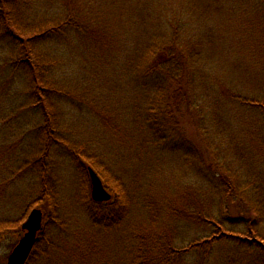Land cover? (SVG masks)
Wrapping results in <instances>:
<instances>
[{
  "label": "trees",
  "instance_id": "16d2710c",
  "mask_svg": "<svg viewBox=\"0 0 264 264\" xmlns=\"http://www.w3.org/2000/svg\"><path fill=\"white\" fill-rule=\"evenodd\" d=\"M162 10L157 9L153 0H0V42L8 49L4 62L0 63V74L10 73L9 85L16 73H22L27 90L23 93L22 108L8 110L4 117L23 118L31 113L44 122L39 137L42 151L35 157L18 163L21 140L8 142L5 150H0V205L7 204L8 192L20 184L18 178L38 173L39 183L30 191L36 193L35 200L42 201V211L47 209L50 214L27 264H74L56 260L59 256L53 254L57 246L55 238L46 235L51 233L49 221L59 210L58 189L47 164L54 147L69 156L89 183L88 168H92L114 192L109 204L92 198L86 204L98 221L104 220L106 229L126 225L133 206L126 184L112 165L104 161L101 151L94 148L90 152L91 146L100 147L96 144L99 141L108 150L109 146H118V141L111 144L114 138H130L131 144H136V151L141 147L146 153L143 161L147 162L158 152L176 153L183 167L182 175L193 178L182 185L190 207L194 208V203L196 206V179L212 185L202 148L203 143L210 145L207 123L198 124L201 144L189 138V109L197 106L200 85L209 81L207 74L200 79L199 70L194 69L197 60L202 56L205 60V56L196 41L197 47L188 45L182 49L183 9L179 7L175 13L181 15L176 13L175 17L166 16L172 9ZM126 84L131 87V94ZM91 88L96 89L92 94ZM222 93L242 109L256 111L264 120V101L232 91ZM89 95H93L91 100L87 99ZM57 101L67 103L81 111L80 114L88 113L95 143H80L64 135L59 126L61 121L56 117ZM216 190L212 185L211 191ZM192 194L194 201L189 202ZM155 202L146 200L138 207L147 217L137 226L134 223L136 231L134 228V232L124 236V258L120 264H245L248 261L264 264V238L259 239L262 230L258 228L264 213L259 207L248 206L252 208L248 216L255 218L247 219V234L241 236L226 231L228 221L224 212L229 208L227 202L224 207L221 201L215 213L208 210L204 215L199 214L204 229L214 226L221 232L175 247L173 240H163L161 235L158 242V235L152 233L155 216L163 211ZM187 213L194 215L195 211ZM21 219L0 215V236L19 229ZM224 243L233 244L228 254L222 253Z\"/></svg>",
  "mask_w": 264,
  "mask_h": 264
},
{
  "label": "rangeland",
  "instance_id": "374dc122",
  "mask_svg": "<svg viewBox=\"0 0 264 264\" xmlns=\"http://www.w3.org/2000/svg\"><path fill=\"white\" fill-rule=\"evenodd\" d=\"M153 3L159 10L172 9L166 14L170 17H175L176 13L181 15L179 12L175 13L181 7L185 23L180 38L182 49L185 50L188 45L197 47L194 42L196 41L204 53L205 60L203 56L198 59L194 69L199 70L200 79L207 74L209 81L205 85H200L201 94L198 95L200 99L196 96L197 106H191L189 109L191 114L189 138L200 143L201 126L198 124L207 123L210 145L203 143L202 148L207 159L206 173L213 180L211 184L215 185L217 190L212 192V185L201 178L200 181L196 179L197 182H194L197 190L196 206L194 203V208L190 207L185 201L182 185L187 181L192 182L193 178L186 179L182 175L183 167L176 153L166 155L158 152V155L154 154V159L150 157L151 161L147 162L143 161V155L146 153L141 147L136 151V144L133 146L130 138L126 140L119 136L114 138V143L111 144L116 145V141L119 144L115 148L109 146L108 150L103 148L99 141L100 143L96 144H100V147L93 145L90 152L92 153L94 148L101 151L104 161L112 165L117 176L126 184L133 206L126 225L119 229H106L104 220L98 221V217L92 215L86 206L88 200L92 198L91 174L89 183L69 156L54 147L47 164L58 189L59 210L49 221L51 233L46 235L47 238L54 236L57 246L53 254L59 256L56 260L60 262L120 264L124 258V236L134 232V228L136 231L138 228L134 223L137 226L139 221L147 217L138 209L146 200L156 201L160 209L161 207L163 209L155 216L157 219L152 225V233L158 235L156 240L161 242L162 235L163 240H173L175 247L210 233L218 235L221 231L214 226H211V229L209 226L204 229L200 224L199 214L204 215L208 210L215 213L221 201L224 207L226 202L228 203L229 210L224 212V218L228 221L225 229L230 234L236 233L241 236L247 234L246 221L248 218L252 220L255 218L253 215L248 216L252 209L248 207L249 205L259 207L264 213V120L256 111L242 109L222 93L232 91L238 95L264 101V2L153 0ZM147 4L146 2L145 5ZM2 42L0 63L4 62V54H8V49ZM9 75L8 72L0 74V150L3 148L4 151L8 142L15 143L21 140L17 149L18 163H21L42 151L39 137L44 122L31 113L23 118L20 116L6 120L4 115L8 110L22 108L23 93L27 91L22 73H16L12 77L13 82L8 85ZM69 76L71 78V72ZM72 77L74 78L73 75ZM84 87L87 86L84 84ZM126 89L128 94H131V87L128 84ZM95 90L91 88V94ZM92 96L89 95L87 99L91 100ZM55 109L59 114L56 117L59 122L61 121L59 126L66 137L75 138L84 144L95 143L90 118L86 117L89 116L87 112V115L80 114L81 111L74 110L63 101H57ZM88 171L90 173L89 168ZM94 173L98 175L109 195V198L101 203L109 204L115 194L103 176L96 171ZM109 174L110 178L114 177L110 172ZM25 176H22L24 179L18 178L20 181L18 187L8 192V199H5L7 204L0 205V207L5 205V208L0 209V215H9L16 220L22 218L18 223L20 230L0 236V264H8L10 254L24 235L22 224L30 212L35 208L43 209L42 201L35 200L36 193L31 192L39 183V174L31 173ZM91 200L94 201L93 198ZM193 201L192 194L189 202ZM186 207L189 210H186ZM46 210L43 211V227L50 217ZM192 210L195 211L194 215L187 213ZM233 221H238V225ZM258 228L262 230L259 237L261 240L264 238V217ZM40 234L38 237L42 236ZM231 245L233 246L232 243H224L222 253L228 254ZM191 258L190 256L189 259ZM245 264H249V261Z\"/></svg>",
  "mask_w": 264,
  "mask_h": 264
},
{
  "label": "water",
  "instance_id": "95a60500",
  "mask_svg": "<svg viewBox=\"0 0 264 264\" xmlns=\"http://www.w3.org/2000/svg\"><path fill=\"white\" fill-rule=\"evenodd\" d=\"M92 179V198L96 202H102L109 198L98 175L90 168ZM44 214L39 208L33 209L27 220L22 224L23 237L14 247L8 258V264H26L34 246L38 240L39 233L43 230Z\"/></svg>",
  "mask_w": 264,
  "mask_h": 264
}]
</instances>
